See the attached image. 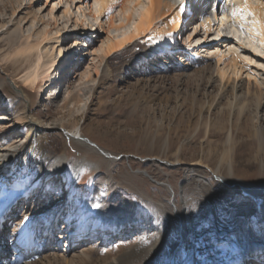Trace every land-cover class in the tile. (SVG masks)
Wrapping results in <instances>:
<instances>
[{
  "label": "bare ground",
  "instance_id": "6f19581e",
  "mask_svg": "<svg viewBox=\"0 0 264 264\" xmlns=\"http://www.w3.org/2000/svg\"><path fill=\"white\" fill-rule=\"evenodd\" d=\"M42 1L44 0H29L32 5ZM72 1L75 3V8L82 14L88 10L87 15L92 17L97 24L84 26V22H82L81 26L85 27L84 38L75 42L77 48L72 51L74 54L71 57L68 56L69 52L66 46L72 32L70 33L67 28L53 34L46 30L41 32L36 39H31L30 36L23 39L20 35L19 18L14 6H12L14 10L12 19H14L11 26H0V43L6 41V46L12 50L13 55L21 59L25 58L24 62H27L21 73L23 75L20 77L24 85L21 86L16 82V92L8 89L5 79L0 78V104L13 107V115L9 117L11 119L6 122L0 121V133L3 132L0 136L7 132L12 133L17 128L26 136L24 140L10 142L6 147L3 144L0 145V247L3 248L1 250L3 253L0 252V264H8L5 259L18 253L17 250L26 241L27 232L34 233L36 229L40 228L39 235L41 236L45 231L44 226L48 228V237L51 225H54L57 217L54 210L45 214L39 213L36 218L33 216L23 217V222L16 224L18 228L10 241L5 225L12 218L8 212L11 204L15 202L14 200L21 194L29 196L36 190L37 198L42 192L44 182L51 179V173L60 171L66 175L70 174L76 180L83 169L96 170V187L92 195L83 202L84 214L80 222L72 225L73 216L67 210L63 222L64 232L61 235L63 236L64 249H61V252H75L77 248L81 250L82 245L87 246L88 249L82 248L71 261L65 260V255L59 259L56 258V255L55 258L58 260H49L46 257L48 260L44 263L42 261L44 255H42L38 261L26 264H243L244 257L252 261L250 264H264V202L262 206L259 205L264 196V182L255 184L249 183L244 178L238 179L235 166L237 159L233 154L237 130L253 140L264 153V52L258 55L252 44L257 41L264 45V34L257 35L252 31L253 17L245 12L243 15L247 17L246 20H242L238 16L235 18L238 24L245 25L246 38L252 43L247 42L253 47L249 45L248 47L244 42L239 43L235 37H229L221 32L220 38L216 39L217 41L214 40L218 47L207 50V52H215L216 61L213 65L209 63L210 60L207 57L202 59L200 69L187 62L183 66L177 64L176 67H169L175 63L173 61L175 58L171 55L177 43L178 45L179 43L190 45L191 55L199 57L200 51L192 48L194 44L191 37H189L188 43L184 42V37L180 35V28L183 26V30L187 31L195 19L196 15L193 13L196 7H199L197 5L203 1V4L205 3L203 10H206L211 0H195L191 11L189 4L184 5L181 7L183 8L182 14H180L178 0H147L145 5L140 7L138 14L134 15L135 17L131 11L133 7L130 9L129 3L135 1L136 7L142 0H94V5L91 4L92 0ZM31 6L29 10L32 9ZM118 7L121 8L124 15L123 19L119 21L116 19ZM242 7H244L243 0L239 5V8ZM249 7L256 13L255 18L260 21L259 27L264 33V5L261 0H250ZM63 14L72 19L73 11L70 5H67ZM36 15L34 16L37 17ZM49 15L53 20V25H58L56 16L52 13ZM228 15H225V21L228 20ZM210 20L209 17L206 18V23L201 26L207 36L211 35L214 25ZM224 20L222 24L225 22ZM80 23V19L77 18L76 28L80 26ZM124 23L128 24L130 28L128 31L108 37L93 53L94 59L101 60V67L106 60L112 59L118 52L127 47L136 46L139 40L144 39L143 44L152 42L151 46L145 45L146 52L134 61L135 71H141L144 76L149 77L153 74L148 69L152 61L162 63L161 68H157L160 69L159 73L172 69L177 71L179 75L176 79L180 85H195L196 96L193 97L195 102L192 105L194 107L198 105L201 113L205 109L212 113L210 123L208 122L210 134H226L230 123L233 128L232 133L226 134L227 146L220 156L217 155L218 157L214 158V161L208 162L203 157L187 165L193 174L191 177H187L182 184L181 204L176 197L171 200L174 206L170 207L152 196L146 200L149 211L148 214L141 216L148 219L147 224L140 219L135 201L129 200L121 192L115 176L103 174L99 163H94L83 156L72 160L67 157V153L60 154L58 152L56 146L51 144L50 137L52 130L59 129L60 124L55 123L50 126L39 121L35 118L29 103V88L38 86L40 80L47 78L51 79V83L48 80L49 84H42L40 91L46 95L51 90V100H56L58 103V99L63 94L62 83L68 79V74H72L69 73L71 70L74 71V76L77 74L79 66L75 67V65L78 62H83V57L87 55V50L91 47L90 42L99 38L97 36L99 31L103 30L104 33L105 30L113 28L120 31L119 29L125 26ZM244 25L242 26L244 27ZM74 32L77 31L74 30ZM230 40L236 45L231 46L232 43H228ZM46 41L51 42L52 46L43 52L42 48ZM172 45L174 46L172 47ZM86 47L88 49H84ZM222 49L225 51L223 52ZM1 50L2 48H0V53ZM10 55L7 54L6 57ZM6 57L4 56V58ZM69 58H71L70 63H66ZM21 59L18 62L21 63ZM66 64L69 66L62 73ZM59 66L61 70H59ZM96 67L95 81L101 80V78L108 80L112 77L107 66L100 69L98 66ZM193 69L196 71L189 73ZM132 71L127 70L126 76L120 82L131 78L134 74ZM58 72L61 73L58 75ZM90 77L91 69L89 68L80 77L79 84L71 91L63 107V110L68 112L71 118H74L75 114L82 110L81 104L84 103L85 109H88L89 93H92L94 89L87 84ZM56 79L59 82L53 83ZM173 79L175 80V78ZM6 88L8 89L6 94H12L17 100L15 103L6 98L3 93ZM19 105L22 107L21 112H17L15 109ZM6 123L13 125L9 126ZM65 134L79 145L100 153L111 164L115 163V157L87 143L90 141L82 136L81 127L65 131ZM76 136H79L80 139H77ZM158 142L157 146L150 144L148 148V152L154 151L153 153L156 155L151 159V162H158L165 166L180 165L179 158H173V162L167 161L168 142ZM146 175L151 177L147 172ZM240 189L246 195L241 194ZM237 195H239L237 200L230 201L228 199L229 196ZM65 202H67V206L75 205L73 197H67ZM131 203L134 207L130 206ZM95 214L96 219L115 224V239L103 238V230L100 228L96 229L93 234L86 233L91 232L90 222L86 227L83 225V220L87 216ZM259 216L260 218L256 220ZM59 225L60 223H57V226ZM258 227L262 230L260 236L257 231ZM71 233L73 236L70 238ZM137 233H142V239L135 244L133 240ZM96 235L97 242H90ZM76 237H80L83 242L76 244ZM68 239H70L69 243L66 241ZM120 246L125 248L119 250ZM104 248H109V250L103 253ZM57 249L53 251L56 252ZM255 251H257V256L253 257Z\"/></svg>",
  "mask_w": 264,
  "mask_h": 264
},
{
  "label": "rangeland",
  "instance_id": "374dc122",
  "mask_svg": "<svg viewBox=\"0 0 264 264\" xmlns=\"http://www.w3.org/2000/svg\"><path fill=\"white\" fill-rule=\"evenodd\" d=\"M47 1L48 0H44L39 4L32 5L29 0H0V26H11L12 20L14 19H12V14L14 12L12 6H14L17 11V17L19 18L18 25L21 29L20 35L23 39L28 36L32 37L31 39H36L41 32L46 30L53 34L67 28L70 30V33L72 32L70 40H68V45L66 46L69 52L68 56L71 57V55L74 54L72 51L77 48L75 42L81 41V39L83 40L84 38L85 27L81 26V24H83L82 22H84V26L87 24L95 25L97 22L87 15L88 10H86L85 14L78 11L72 0H49L48 3ZM146 1L147 0H142L140 5L136 7L135 1H132V3L130 1L129 7L130 9L133 7L131 9L133 16L138 14L140 7L144 6ZM240 2L241 0H238L235 3L237 4V8H239ZM55 3L56 5L54 6ZM91 4L94 5V0H92ZM67 5H70L72 8V19L70 16L66 17L63 14ZM30 6L32 7L31 10H29ZM53 7L55 8L54 10ZM232 11L230 18H228L227 21L224 20L225 22L223 24L222 20L220 21L219 19L218 21L217 18L211 16V12L206 15V17H209V20L211 19L210 21L213 22L212 24H214L210 36H207L201 27L203 23H206V17L203 18L200 15V10H198L197 13H193V15H196L195 19L191 22L188 30L183 31V37L186 42L189 40V37H191L192 43H194V46L196 45L194 50L200 51L198 58L202 56V51L207 52V50L218 47L214 42L219 38L221 32L226 35L228 30H231L230 35L238 39L240 43L244 42L247 46H250L249 42L252 43V41L246 38L245 34L247 29L245 25L242 24L244 25L243 27L236 22V19L232 16ZM50 13L56 16L58 25H53V20L49 15ZM35 14H37V17L34 16ZM122 16L124 17L121 8L118 7L116 10V19L118 21L122 20ZM77 18L80 19L81 23L79 24L80 26L76 28L75 21ZM124 24L125 26L119 29L120 31L113 28L105 30L103 33V30H100L97 35L99 38H95L90 42V49L87 47L84 48L88 49V53L83 57L82 63L78 62L79 64H76L74 62L76 64L75 67L79 66L78 72L75 76L73 75L74 71L71 70L69 72L72 74H68V79L62 83L64 89L61 98L58 99V103L56 100L53 101L50 99L51 90L46 95L42 94L40 91V86L42 84H48V78L40 80L38 86L29 88V103L31 104L35 118L39 121L50 126L55 125V123L58 125L60 124L59 129L52 130L50 137L51 144L56 146L58 152L60 154L67 153V157L72 160L83 156L94 163H99L102 167L103 174L115 176L118 182L117 186L121 189V192L129 200L135 201V205L139 209L140 219L147 224L148 219L141 216L142 214H148L149 211L146 200L152 196L170 207L174 206L171 200L176 197L179 200V204H181L182 184L187 177H191L193 174L189 171L187 165L203 157H205V160L208 162L214 161V158L220 156L225 146H227L226 134L232 133L233 128L230 123L226 134H210L208 122L210 123L212 113H209V111L207 112L206 109L201 113L198 105L197 107L192 105L195 102L193 97L196 96L194 89L195 85H180L176 79L177 75H179L177 71L172 69L159 73L160 69L157 68H161L162 66V63L159 61L151 62L148 69L152 71L153 74L149 77L147 75L144 76L141 71H135L136 67L134 61L141 56V54L146 52V46H151L152 42L143 44L145 40H139L136 46L127 47L121 52H118L112 59L106 60L101 67V60L94 59L93 53L100 48L101 43L106 41L108 37H114L120 35L122 31H128L130 29L128 24ZM74 30L77 32H74ZM46 43L42 48L43 52L52 46L51 42L46 41ZM228 43H232L231 46L236 45V43L231 40ZM252 44L258 55L264 52V45L260 42L255 41ZM0 48H2L0 53V78L5 79L8 89L12 92H16V82L21 86L24 85L20 77L23 75L21 73L24 71L27 62H24L25 58L21 59L14 56L12 50L8 49L6 46V41L0 43ZM222 51L224 52L225 50L222 49ZM7 54L11 55L6 57ZM4 56L6 58H4ZM205 56V58L202 57L199 60V64L202 65V59H206L207 57V59L210 60L209 63L212 65L215 63L214 53ZM19 59H21V63L18 62ZM67 62L69 61L67 60L66 63ZM176 65L177 63H174V65H170L169 67H176ZM96 66H98L99 69L103 68V66H107L112 77L108 80L101 78V80L98 79L95 81ZM58 68L61 70L60 66ZM89 68L91 69V77L87 81V84L92 88L94 87V89L92 93H89L90 101L88 109H85L84 103L81 104L82 110L76 113L74 118H71L68 112L63 110V107L71 91L79 84L80 77L89 70ZM198 69L200 68L198 67ZM127 70H133V76L125 82H120L124 76H126ZM195 71L196 69H193L189 71V73ZM173 78H175V80ZM7 88L3 93L8 100H13L15 103L17 100L14 96L9 93L8 95L6 94ZM182 99L183 101H181ZM12 108L11 105L5 106L4 104H0V121L4 120L6 122L11 119L9 117L13 115ZM15 109L17 112L22 111L20 105ZM6 124L10 126L12 123ZM79 127L83 130L82 136L90 141L87 143L115 157V163L111 164L109 160L100 153L79 145L65 134V131L76 130ZM20 131L21 130L17 128V130L12 133L7 132L1 135L0 145L3 144L6 147L10 142L15 143L24 140L26 136ZM2 133L3 132L0 134ZM76 137L80 139L79 136ZM234 140L235 147L233 149V154L237 159L235 166L238 179L244 178L249 183L255 184L263 183L264 153L253 140L243 135L239 130H237ZM158 141L168 142L169 152L167 161L173 162V158H179L180 165L165 166L158 162H151V159L155 158L156 155L153 153L154 151L148 152V148L150 144L157 146L156 143ZM146 172L151 177H148ZM96 175L97 172L94 169H83L77 179L74 180L70 174L66 175L60 171L51 173V179L44 182L41 189L42 192L39 193L37 198L36 195L38 192L36 190L30 193L29 196L26 194L19 195L14 200L15 202L11 204V206L14 205V208L10 206L11 209H9L10 211L8 212L9 216H12V218H10L5 225L7 235L12 236L14 231L16 233V229L18 228L16 224L18 222L22 223L23 217L33 216L36 218L39 213L45 214L46 212L54 210L60 227L55 229L52 249L54 251L58 249L56 252L52 250L51 253L47 251L42 261L46 263L48 259L58 260L64 255L66 256L65 260L71 261L78 251H81L82 248L86 250L88 247L82 245L80 248L81 250L77 248L75 252H61V249H64L63 236L60 237V233H62L64 227V216L67 210H69L70 215L73 216L72 225L77 224V222L83 219V202L89 198L94 192L93 190H95ZM240 193L246 195L242 189H240ZM67 197H73L75 200L74 206H67V202H65ZM238 197L239 195L235 197L229 196L228 199L234 201L237 200L236 198ZM263 202L264 196L260 200L259 205L262 206ZM130 206L134 207L132 203ZM259 218L260 216L257 217L256 220ZM46 225H48V223H46ZM257 231L260 236L262 230L258 227ZM141 239L142 233H137L133 243L136 244ZM67 242L69 243L70 241ZM120 244L123 243L120 242ZM55 245L56 248H54ZM58 246L62 247L59 249ZM124 248V246H120L119 250ZM2 249L3 248L0 249V252L3 253V251H1ZM108 250L109 248H104L102 252L105 253ZM56 255L58 259L55 258ZM46 257H48V259Z\"/></svg>",
  "mask_w": 264,
  "mask_h": 264
},
{
  "label": "snow or ice",
  "instance_id": "6c2138e0",
  "mask_svg": "<svg viewBox=\"0 0 264 264\" xmlns=\"http://www.w3.org/2000/svg\"><path fill=\"white\" fill-rule=\"evenodd\" d=\"M243 4H244V7L233 9V11H232V16H233V18H236L237 16H239L242 20H246L247 17L244 16L243 14H244L245 12H247V14H248L249 16H252V17H253V19H252V21H251L252 31L255 32L257 35H262V34H264V33L261 32V29H260V27H259V25H260V21H259L258 19L255 18V17H256V13L253 12V11L251 10V8L249 7L250 0H243Z\"/></svg>",
  "mask_w": 264,
  "mask_h": 264
}]
</instances>
